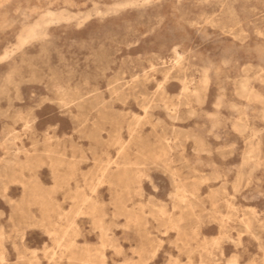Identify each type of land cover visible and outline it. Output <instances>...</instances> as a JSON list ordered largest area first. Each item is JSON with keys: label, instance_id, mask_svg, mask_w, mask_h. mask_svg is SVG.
Returning <instances> with one entry per match:
<instances>
[{"label": "rangeland", "instance_id": "374dc122", "mask_svg": "<svg viewBox=\"0 0 264 264\" xmlns=\"http://www.w3.org/2000/svg\"><path fill=\"white\" fill-rule=\"evenodd\" d=\"M0 264H264V0H0Z\"/></svg>", "mask_w": 264, "mask_h": 264}, {"label": "bare ground", "instance_id": "6f19581e", "mask_svg": "<svg viewBox=\"0 0 264 264\" xmlns=\"http://www.w3.org/2000/svg\"><path fill=\"white\" fill-rule=\"evenodd\" d=\"M3 2H5V1H3ZM2 4V3H1Z\"/></svg>", "mask_w": 264, "mask_h": 264}]
</instances>
